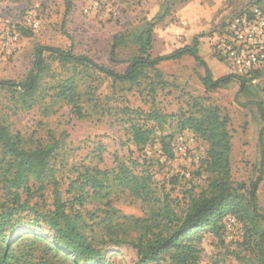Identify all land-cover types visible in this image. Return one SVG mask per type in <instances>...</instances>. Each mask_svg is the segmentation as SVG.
<instances>
[{
  "label": "rangeland",
  "instance_id": "374dc122",
  "mask_svg": "<svg viewBox=\"0 0 264 264\" xmlns=\"http://www.w3.org/2000/svg\"><path fill=\"white\" fill-rule=\"evenodd\" d=\"M70 1V13L62 23L64 0H0V80L23 81L33 67L37 46L70 51L122 73L127 60L137 55L132 39L147 21L163 12L166 16L153 28L150 55L160 56L191 44L195 30V36L203 39L198 54L212 78L218 79L231 74L227 65L213 56V38L221 24L254 2L264 9V0ZM190 12L192 21L188 22L186 15ZM29 13L38 22L37 28L27 20ZM199 14L205 15L199 19ZM114 35L120 36L121 45L111 58ZM44 56L49 71L43 75L42 86L47 91L37 95L29 107L15 101L16 93L0 88V116L9 132L18 134L26 148L55 145L48 161L51 174L43 180V191L37 190L38 183L31 177L26 187L17 189L20 204L27 199L35 210L25 209L14 216L12 239L20 242V248L31 250L27 264H73L72 256L54 247L47 219L38 217L53 210V182L66 211L82 217L84 236L106 264H134L138 254L130 241L146 242L153 233L171 232L174 221L165 225L160 217L155 218L157 208L165 207L183 216L193 199L210 192V181L215 178L204 167L208 144L177 127L179 115L190 112L196 102L217 106L228 115L231 180L247 187L257 183V208L264 214V134L262 151L258 142L263 122L254 105L261 102L264 106V74L246 82L242 92L236 78L205 91L199 79L204 69L187 55L160 62L156 70H145L133 84L114 82L94 69L60 65L47 53ZM65 78L74 82L82 117L73 113L71 105L53 97V88ZM155 112L163 116V128L153 121ZM132 126L152 130L143 147L132 143ZM161 142L169 146V155ZM7 160L0 153V202L9 200L3 179L7 177ZM121 165L133 175L145 177L149 187L142 197L116 184L107 196L99 197L81 184L86 173L99 170L114 176ZM80 195L85 197L81 204L76 201ZM227 218L218 232L204 230L184 241L192 246L199 264H262L251 225L239 218ZM260 226L264 228V220ZM173 251L165 252L163 260L148 264H174L170 257L176 255Z\"/></svg>",
  "mask_w": 264,
  "mask_h": 264
},
{
  "label": "trees",
  "instance_id": "16d2710c",
  "mask_svg": "<svg viewBox=\"0 0 264 264\" xmlns=\"http://www.w3.org/2000/svg\"><path fill=\"white\" fill-rule=\"evenodd\" d=\"M65 8L62 23L71 10V1L64 0ZM258 5L257 3H253ZM249 6V5H248ZM260 6V5H259ZM261 7V6H260ZM235 13V12H234ZM232 13L227 19H229ZM166 16L163 12L153 21H147L142 30L132 39L137 45V55L127 60V67L124 72L118 73L114 70L100 66L85 56H76L70 51L57 48L37 46L33 67L23 81L0 80V88H5L11 92L15 101L21 103L22 107H29L37 97L47 90L42 86V78L49 71L44 53L60 65H81L85 68L94 69L114 82L136 83L145 70L155 69L163 61H175L183 56H190L197 64L204 69V75L200 82L205 91H212L226 85L231 78L239 81V92H242L246 82L252 81L261 75L258 72L252 73L249 77H238L232 74L213 79L205 61L198 54V40L192 39L191 44L184 45L174 51L160 56L152 57L149 53L154 37L153 28L157 21ZM225 19L223 23L226 22ZM222 25V24H221ZM121 45L120 36L114 35L110 47V57L114 58L115 51ZM213 56L214 53H213ZM113 61H116L115 59ZM53 97L71 105L72 111L78 117H82L81 107L78 105V94L74 82L71 78H65L58 82L53 88ZM262 126L258 133V142L263 150L264 134V106L261 102H254ZM152 119L158 128H163V116L157 112L153 113ZM180 131L188 130L201 138L208 144L207 155L204 160V167L215 174V178L210 181V192L207 195H200L193 199L183 216H178L169 212L165 207L157 208L156 217H160L167 225L174 221L175 226L167 235L160 232L153 233L152 237L144 242L142 239L132 240L129 243L135 248L138 260L134 264H148L159 262L164 259V253L174 249L176 255H170L174 264H199V259L194 254L192 246L184 241L190 240L199 232L204 230L218 232L222 227L226 217H235L248 222L251 225L254 235L259 242V251L262 255L261 262L264 264V228L260 226L264 220L256 203V186L253 182L247 187L243 182L234 183L230 175V149L231 134L228 128L229 117L217 106H203L193 103L191 111L181 113L176 121ZM152 130L138 126L131 127V141L136 147H143L150 140ZM162 149L169 155V146L161 142ZM54 143L38 145L34 148H26L18 134H11L8 127L3 123L0 116V153L8 160L7 168L3 177L7 186V196L9 200L0 202V264H27L26 257L31 256V250L20 248V242L13 240L14 227L16 220L14 216L18 211H35L27 202L20 204L17 189L26 187L30 177L38 183L37 190L43 191V180L51 169L48 161L54 151ZM81 184L88 186L93 195L107 196L108 190L113 184L129 189L133 195L142 197L148 190V183L142 175L136 176L124 165L119 166L118 172L110 176L107 171L95 170L86 173L81 178ZM53 182L52 190V212L38 217L46 218L47 225L52 231L53 244L56 250L63 252L65 256H72L73 264H106L102 256L83 234L82 217L75 213L66 211V204L61 199L60 191ZM15 188L12 191L10 188ZM27 191L29 189L26 188ZM85 197L80 195L77 202L81 204ZM111 221L110 216L108 222ZM8 228V229H7ZM6 229L8 232H6ZM37 239L36 237H32ZM19 241H23L20 238ZM24 246H27L25 243ZM30 246V245H28ZM32 247V246H31ZM28 248V247H27ZM23 253V254H22Z\"/></svg>",
  "mask_w": 264,
  "mask_h": 264
},
{
  "label": "built area",
  "instance_id": "2783aa9c",
  "mask_svg": "<svg viewBox=\"0 0 264 264\" xmlns=\"http://www.w3.org/2000/svg\"><path fill=\"white\" fill-rule=\"evenodd\" d=\"M28 14L33 28L38 22ZM16 36L13 37V40ZM213 53L227 65L229 72L238 77L252 73L264 74V9L256 4L235 12L213 38ZM227 219H230L228 217Z\"/></svg>",
  "mask_w": 264,
  "mask_h": 264
},
{
  "label": "crops",
  "instance_id": "0c3cea01",
  "mask_svg": "<svg viewBox=\"0 0 264 264\" xmlns=\"http://www.w3.org/2000/svg\"><path fill=\"white\" fill-rule=\"evenodd\" d=\"M189 6H187V8H188ZM191 15H193L191 12L188 14V15H186V20L188 21V22H190V21H192V17H191ZM205 14H199V19H202L201 17H203ZM194 17V16H193ZM195 18V17H194ZM196 19V18H195ZM198 19V20H199ZM192 31V30H191ZM192 34H194L193 36H192V38H194V37H196L197 38V35L195 36V30H193L192 31ZM166 37L167 38H169L168 36H167V34H166ZM197 40H198V47L200 46V44L202 43V41H203V39L202 38H197ZM205 40V39H204Z\"/></svg>",
  "mask_w": 264,
  "mask_h": 264
}]
</instances>
